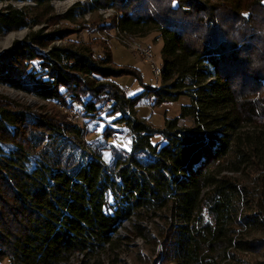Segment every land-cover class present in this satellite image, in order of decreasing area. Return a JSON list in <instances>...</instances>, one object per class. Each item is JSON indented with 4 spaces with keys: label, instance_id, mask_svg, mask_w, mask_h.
Listing matches in <instances>:
<instances>
[{
    "label": "trees",
    "instance_id": "trees-1",
    "mask_svg": "<svg viewBox=\"0 0 264 264\" xmlns=\"http://www.w3.org/2000/svg\"><path fill=\"white\" fill-rule=\"evenodd\" d=\"M89 1L92 10L114 9L99 29L157 32L161 83L124 96L108 78L131 73L106 46L97 58L89 43L50 45L76 30H38L0 52V84L86 116L108 101L132 137L129 151L112 149L110 166L84 148L83 130L60 109L34 113L0 95V261L110 255L126 244L117 228L134 216L132 236L161 246L154 263L241 264L242 253L264 249V239L246 235L264 230V0ZM72 9L47 21L71 18ZM38 23L23 9L0 11V32ZM143 95L153 107L182 95L190 102L153 129L127 114ZM187 117L193 124L180 125ZM155 132L163 143L151 142ZM144 219L157 225L155 236Z\"/></svg>",
    "mask_w": 264,
    "mask_h": 264
},
{
    "label": "rangeland",
    "instance_id": "rangeland-1",
    "mask_svg": "<svg viewBox=\"0 0 264 264\" xmlns=\"http://www.w3.org/2000/svg\"><path fill=\"white\" fill-rule=\"evenodd\" d=\"M13 9H23L31 15L37 17L40 23L33 24L29 27H23L18 30L5 33L0 32V52L8 48L14 40H22L28 37L32 32L41 30L46 33L55 29H67L71 33L63 40H55L50 45H68L70 42L89 43L95 57L104 55V47L109 50L113 64L118 67H125L131 74H125L120 77L108 78L115 81L119 86L122 94L128 98H134L144 93L145 87H158L161 83L160 75L152 71L151 61L146 60L137 50L134 49L133 42L138 45L147 46L153 51V61L161 71L160 50L162 40L158 37L156 31L145 32L143 34H125L118 32L116 29H99L98 25L109 23L108 18L111 14H101L99 10H92L89 0H50L48 5H38L36 0H0V11H4L7 7ZM72 9L71 18L59 19L58 24L55 20L48 18L53 16H62ZM113 16V15H112ZM83 28V29H82ZM12 35V37H10ZM46 50V48H45ZM35 63V62H34ZM129 73V72H128ZM0 95L5 96L17 105H25L32 112L38 113L43 107L46 112L52 106L60 109L64 119L70 123L77 124L84 132L83 145L86 150L100 153L103 162L107 165H113L114 155L112 149H122L129 151L131 148L132 137L129 128L124 123H116L121 118V113L110 112L109 102L105 101L99 111L94 116L83 115V111L78 105L63 107L58 104H51L38 97L33 93L17 90L7 84H0ZM152 98L143 95L130 109L127 110L132 117L138 120H144L151 128L161 129L167 119L178 117L181 106L188 104L190 98L186 95L180 96L176 101L164 102L155 107L152 106ZM16 106V105H15ZM18 107V106H16ZM77 117V118H75ZM179 124L182 126H191L193 121L191 118L180 119ZM106 127L112 129V134L103 137L102 132ZM153 144L163 143V138L157 132L151 137ZM40 148V147H39ZM12 148L2 146L4 154L11 152ZM30 166V165H29ZM231 174V172L225 171ZM261 169L257 172L260 175ZM245 180V178H244ZM136 222L135 217L123 220L122 224L117 228L115 237L127 239L126 244L120 245L113 251L102 253L99 258L92 256L84 257L82 254L76 255L71 259L70 264H159L154 263L155 251L161 250V246L151 245L142 237H133V227ZM160 228L164 225V221L156 219ZM140 224L150 230V234L155 236L158 231L157 225L149 219L140 221ZM247 236L264 239V230H254L247 232ZM264 261V249L257 252L242 253L240 255L241 264H252L258 261ZM9 259L0 261V264H11Z\"/></svg>",
    "mask_w": 264,
    "mask_h": 264
},
{
    "label": "built area",
    "instance_id": "built-area-1",
    "mask_svg": "<svg viewBox=\"0 0 264 264\" xmlns=\"http://www.w3.org/2000/svg\"><path fill=\"white\" fill-rule=\"evenodd\" d=\"M114 9L111 7H107L105 9H100L99 12L101 14L112 16L114 14ZM134 49L137 50L146 60L151 61L150 67L152 71L156 74V76L160 75V69L155 65L153 61V51H151V48L147 46H139L137 42H133ZM77 118V117H75Z\"/></svg>",
    "mask_w": 264,
    "mask_h": 264
},
{
    "label": "bare ground",
    "instance_id": "bare-ground-1",
    "mask_svg": "<svg viewBox=\"0 0 264 264\" xmlns=\"http://www.w3.org/2000/svg\"><path fill=\"white\" fill-rule=\"evenodd\" d=\"M10 37H12V35H10Z\"/></svg>",
    "mask_w": 264,
    "mask_h": 264
}]
</instances>
